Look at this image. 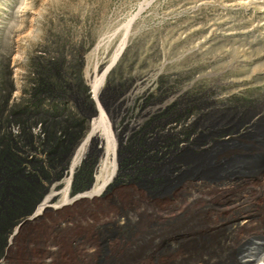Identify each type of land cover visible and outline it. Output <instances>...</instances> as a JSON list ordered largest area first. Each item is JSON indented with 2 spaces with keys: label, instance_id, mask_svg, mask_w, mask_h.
I'll return each instance as SVG.
<instances>
[{
  "label": "rangeland",
  "instance_id": "1",
  "mask_svg": "<svg viewBox=\"0 0 264 264\" xmlns=\"http://www.w3.org/2000/svg\"><path fill=\"white\" fill-rule=\"evenodd\" d=\"M3 57L10 59L15 83L10 104L40 108L42 114L66 109L65 118L78 114L88 129L60 179L43 182V198L18 220L0 262L21 259L25 235L20 233L15 241L12 236L40 204L60 207L66 197L72 200L106 182L115 167L118 174L109 191L134 180L122 165L128 142L122 135L146 131L158 139L155 148L171 134L179 148L191 144L194 153H201L211 138L201 135L198 121L208 111L237 119L252 109L245 121L264 114V0H0V62ZM57 60L64 63L65 72L76 75L71 80L74 96L68 102L33 107L25 100L40 74L38 64ZM97 105L112 133L120 132L115 135L116 164L106 157L101 142L80 151L99 118L89 119L90 107ZM250 124L245 122L243 129ZM10 132L19 135L21 128L12 126ZM31 134L33 144L41 147L43 126H33ZM233 136L238 135L231 132ZM75 158L80 162L67 191ZM35 159L46 165L43 153L29 156ZM92 163L90 189L75 191L76 173ZM18 206L12 204L13 209ZM11 241L16 250L10 253Z\"/></svg>",
  "mask_w": 264,
  "mask_h": 264
},
{
  "label": "bare ground",
  "instance_id": "2",
  "mask_svg": "<svg viewBox=\"0 0 264 264\" xmlns=\"http://www.w3.org/2000/svg\"><path fill=\"white\" fill-rule=\"evenodd\" d=\"M97 93L98 89L96 98ZM97 106L99 118L80 151L101 142L106 157L116 164L115 135L120 132L112 133L105 112ZM251 110L237 119L216 116V111L199 117L203 127H209L208 121L213 125L209 133L214 139L201 153L184 152L191 144L184 145L178 160L186 165H151L156 169L151 179L133 178L109 191L118 174L115 167L106 182L72 200L66 197L60 207L40 204L12 238L25 235L21 259L11 262L8 257L0 264H264V165L234 170L219 179L186 176L193 163H202L193 156L216 143L240 142L219 153V161L252 153L256 142L247 134L257 131L264 114L245 121ZM244 121L251 123L245 130ZM130 132L119 137L127 140ZM231 132L238 136L229 137ZM259 135L264 137V128ZM168 136L155 149L167 152L175 142ZM79 162H72L67 191ZM154 177L160 179L156 188L150 184ZM40 210L43 215L37 214ZM12 241L10 253L16 250Z\"/></svg>",
  "mask_w": 264,
  "mask_h": 264
},
{
  "label": "trees",
  "instance_id": "3",
  "mask_svg": "<svg viewBox=\"0 0 264 264\" xmlns=\"http://www.w3.org/2000/svg\"><path fill=\"white\" fill-rule=\"evenodd\" d=\"M37 67L40 74L27 91V103H33V107L43 103L54 105L68 102L74 96L71 80L76 75L65 72L61 60L38 64ZM14 91L10 59L3 57L0 62V256L18 220L31 212L43 198L46 191L43 182L50 183L61 177L68 157L88 129L86 119L79 118L78 114L75 119L65 118L66 109L60 114H42L40 108L19 109L17 104H10ZM37 124L43 126L45 135L39 148L33 144L31 134V128ZM12 126L21 128V133L13 135L10 132ZM34 153H43L46 165H41L37 159L29 160ZM85 168L82 173H76L77 192L88 190L93 181V163ZM14 203L19 206L13 209Z\"/></svg>",
  "mask_w": 264,
  "mask_h": 264
},
{
  "label": "water",
  "instance_id": "4",
  "mask_svg": "<svg viewBox=\"0 0 264 264\" xmlns=\"http://www.w3.org/2000/svg\"><path fill=\"white\" fill-rule=\"evenodd\" d=\"M90 108L91 114L89 116V119L91 120L92 118L97 117L99 115V110L98 106L96 109H94L92 106ZM256 128L257 131L247 134V138L253 139L256 142V147L254 146L252 148V153L250 155H247L245 157H242L240 155H234L228 160L224 159L222 161H219L217 157L219 153L229 148L239 146L240 144V142L235 139L219 142L216 143L210 151L193 156H196L194 158L195 160L197 159L202 163L199 164V167H196V164L192 162L194 166L187 172L186 176H198L206 179H219L227 176L230 172L234 170H245L251 167L252 165H264V137L259 135V131L264 128V119L257 125ZM97 143L98 142L95 143V147L97 146ZM77 146L78 145H76V147ZM75 148L73 149L70 157H68V163L66 164V168H69V163L71 162V157L74 154ZM30 213L31 212H28V214ZM14 235L15 233L12 237H14Z\"/></svg>",
  "mask_w": 264,
  "mask_h": 264
},
{
  "label": "flooded vegetation",
  "instance_id": "5",
  "mask_svg": "<svg viewBox=\"0 0 264 264\" xmlns=\"http://www.w3.org/2000/svg\"><path fill=\"white\" fill-rule=\"evenodd\" d=\"M113 90L115 89L113 88ZM198 123L201 125L202 121L199 120ZM203 130V132H200L201 135L210 136L211 139H214L210 135L211 133H209L210 130L208 127H203ZM157 141V138L144 131L130 137L126 145L123 146L124 156L122 165L131 171L130 174L138 181L144 180L145 178L151 179L150 177L156 172V169L152 168L151 165H186L178 160L180 155L179 151L183 149L179 148L176 142L168 146L170 150L168 149L166 152L153 147V145H157ZM187 148L184 152L194 153V149L191 147ZM159 181V178L154 177L152 182H150L151 187L154 186L153 188H156Z\"/></svg>",
  "mask_w": 264,
  "mask_h": 264
}]
</instances>
